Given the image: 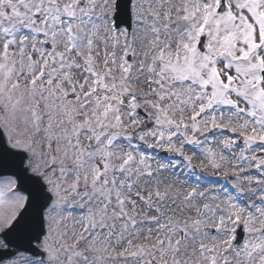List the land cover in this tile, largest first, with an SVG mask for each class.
Returning a JSON list of instances; mask_svg holds the SVG:
<instances>
[{"label":"snow or ice","instance_id":"snow-or-ice-1","mask_svg":"<svg viewBox=\"0 0 264 264\" xmlns=\"http://www.w3.org/2000/svg\"><path fill=\"white\" fill-rule=\"evenodd\" d=\"M0 264H264V0H0Z\"/></svg>","mask_w":264,"mask_h":264}]
</instances>
